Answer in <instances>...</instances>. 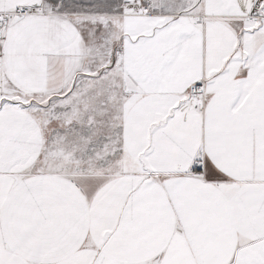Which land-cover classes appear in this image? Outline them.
Segmentation results:
<instances>
[{"label":"snow or ice","instance_id":"6c2138e0","mask_svg":"<svg viewBox=\"0 0 264 264\" xmlns=\"http://www.w3.org/2000/svg\"><path fill=\"white\" fill-rule=\"evenodd\" d=\"M0 264H264V0H0Z\"/></svg>","mask_w":264,"mask_h":264}]
</instances>
